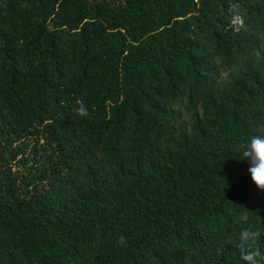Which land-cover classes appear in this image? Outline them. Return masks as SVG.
<instances>
[{"label": "trees", "instance_id": "trees-1", "mask_svg": "<svg viewBox=\"0 0 264 264\" xmlns=\"http://www.w3.org/2000/svg\"><path fill=\"white\" fill-rule=\"evenodd\" d=\"M256 135L264 0H0V264H264Z\"/></svg>", "mask_w": 264, "mask_h": 264}, {"label": "clouds", "instance_id": "clouds-1", "mask_svg": "<svg viewBox=\"0 0 264 264\" xmlns=\"http://www.w3.org/2000/svg\"><path fill=\"white\" fill-rule=\"evenodd\" d=\"M80 115H87V110L81 106L79 108ZM239 148L242 150L243 159H248L251 164L249 172L251 174V179L258 188L264 189V135L253 136L246 145H241ZM245 220L246 216L243 217ZM256 233L245 229L241 233V238L247 240L254 237ZM249 260L252 256L249 255Z\"/></svg>", "mask_w": 264, "mask_h": 264}, {"label": "rangeland", "instance_id": "rangeland-1", "mask_svg": "<svg viewBox=\"0 0 264 264\" xmlns=\"http://www.w3.org/2000/svg\"><path fill=\"white\" fill-rule=\"evenodd\" d=\"M227 76V74H224L223 78H225ZM182 121H186L189 122L190 121V116L189 115H182ZM37 139L35 138H30L27 140V143L30 144L29 146H26L27 148V153L31 154V160L28 163H24L22 161H15L14 163H12V168L13 171L16 173V175L18 176H24V177H29L32 174H36V170L32 167L33 164H36V162H34L35 159L39 158V156L35 155V151H33V147L34 145H36V141ZM41 142H43L41 140ZM42 143H38V146L40 147ZM25 146V145H24Z\"/></svg>", "mask_w": 264, "mask_h": 264}]
</instances>
